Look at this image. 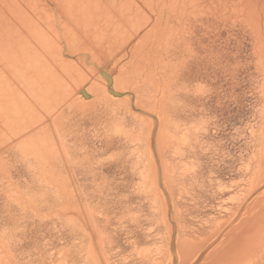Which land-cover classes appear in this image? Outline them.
Wrapping results in <instances>:
<instances>
[{
  "label": "bare ground",
  "instance_id": "1",
  "mask_svg": "<svg viewBox=\"0 0 264 264\" xmlns=\"http://www.w3.org/2000/svg\"><path fill=\"white\" fill-rule=\"evenodd\" d=\"M0 264H264V0H0Z\"/></svg>",
  "mask_w": 264,
  "mask_h": 264
}]
</instances>
